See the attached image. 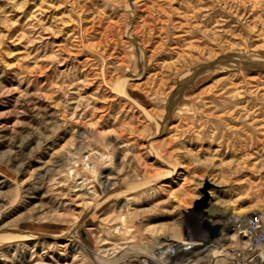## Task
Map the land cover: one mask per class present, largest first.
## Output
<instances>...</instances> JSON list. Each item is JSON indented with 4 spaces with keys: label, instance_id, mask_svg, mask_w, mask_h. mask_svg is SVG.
Wrapping results in <instances>:
<instances>
[{
    "label": "rangeland",
    "instance_id": "1",
    "mask_svg": "<svg viewBox=\"0 0 264 264\" xmlns=\"http://www.w3.org/2000/svg\"><path fill=\"white\" fill-rule=\"evenodd\" d=\"M259 214L264 0H0V264H238Z\"/></svg>",
    "mask_w": 264,
    "mask_h": 264
},
{
    "label": "bare ground",
    "instance_id": "2",
    "mask_svg": "<svg viewBox=\"0 0 264 264\" xmlns=\"http://www.w3.org/2000/svg\"><path fill=\"white\" fill-rule=\"evenodd\" d=\"M70 159V158H69ZM79 184H78V190H85V187H84V185L82 184V182L81 181H79L78 182ZM77 186V185H76ZM200 202V201H199ZM202 202V201H201ZM206 204V203H205ZM211 204V203H210ZM214 204V203H213ZM213 204L212 205H210V208H209V212L211 213V214H222V215H224V216H227L228 217V215L230 216V214H231V217H233L234 218V212L233 211H230V209H228V208H219V207H216V206H213ZM200 205V204H199ZM198 206V205H197ZM196 208V207H195ZM208 208V207H207ZM207 210V209H206ZM206 212V211H205ZM257 214V213H256ZM262 214V213H261ZM241 216V215H240ZM237 217V216H236ZM240 218V217H239ZM204 219V218H203ZM261 219H264V216L263 215H253V216H249V217H244V218H242L241 217V219H238V220H236V221H234V225L233 226H235V223L238 221V223L240 222L241 223V228L243 227L245 230H248L249 229V225H250V223L252 222V221H257V220H261ZM245 220H247V221H245ZM119 226V225H118ZM156 227V226H155ZM236 227V226H235ZM234 227V228H235ZM233 229V228H232ZM118 230V229H117ZM234 231H235V229H234ZM249 231V230H248ZM156 234V233H155ZM169 234V233H168ZM149 235H151V234H149ZM173 235V234H172ZM172 235H169V236H172ZM154 236V235H153ZM161 236V235H160ZM159 236V237H160ZM175 236V235H174ZM234 236L235 237H238V235H237V233L236 234H234ZM73 237V236H72ZM157 237V236H156ZM156 237H154V238H156ZM168 237V236H167ZM185 238H183L184 240L183 241H179L177 238H175L174 240L172 239V240H170L168 243L166 242V248H168V249H166V251L167 250H169V251H171V252H173V251H175V250H177L178 248H184V249H188V250H190V249H192L193 247H196L198 244V242L196 243H194V240L191 238V236H190V234L188 233V234H186L185 236H184ZM92 238V237H91ZM153 237H152V240L154 239ZM158 238V237H157ZM156 238V239H157ZM164 238V237H163ZM200 238V237H199ZM202 238V237H201ZM76 239V238H75ZM170 239V238H169ZM150 240V239H149ZM244 243H245V246H243V248L242 249H245L247 246H248V242H249V240H245V241H243ZM142 243V242H141ZM153 243V242H152ZM148 244V245H147ZM154 244H156V242L154 243ZM163 244V243H162ZM199 244H201V243H199ZM124 245V244H123ZM125 245H127V244H125ZM119 246H121V245H119ZM118 246V247H119ZM163 246V245H162ZM162 246H157V245H152V244H150V243H142V245H140V249H142L144 252H146V255H141V256H138V255H135V258H138V259H141L140 260V262H139V264H169L168 262H169V260H167L166 258H165V253H166V251H161V252H154V251H159V250H161V247ZM76 248H77V246H75ZM106 247V246H105ZM113 247V246H112ZM117 247V248H118ZM123 247V246H122ZM122 247H120V248H122ZM125 247V246H124ZM123 247V248H124ZM149 247V249H147ZM102 248H104V247H102ZM101 248V249H102ZM108 248H110V247H108ZM108 248H107V250H108ZM130 248V247H129ZM112 249V248H111ZM110 249V250H111ZM125 249V248H124ZM131 250H133V249H139V246H134V247H131L130 248ZM129 249V250H130ZM260 254H259V256L258 257H256V258H252V260H250L249 258H243V260H242V263L241 264H256L257 263V261H258V263H260V264H264V243H261V245H260ZM114 250H115V248H114ZM113 249H112V252L114 251ZM146 250V251H145ZM235 250H238V251H240L238 248H233L232 250H231V252L230 253H232L233 251H235ZM100 251H102L101 253H103L104 251L103 250H100ZM109 251V250H108ZM118 252H116V253H118L116 256H117V258L119 257V255L121 256V253L119 254V251L121 252L122 250H120V249H118L117 250ZM138 251V250H137ZM204 251V250H203ZM74 252V251H73ZM72 252V253H73ZM111 252V251H110ZM122 252H124V251H122ZM153 252H154V254H153ZM162 252H164V253H162ZM98 253V252H97ZM142 254H144L143 252H141ZM194 253V252H193ZM215 253V252H214ZM218 255H223V257H228L229 255L228 254H226V252H224L223 250L222 251H218V252H216ZM95 254V253H94ZM105 254V253H104ZM110 254V253H109ZM113 254V253H112ZM152 254V255H151ZM174 254V253H173ZM196 254V253H195ZM98 255V254H97ZM97 255H95V258L97 259V264H110V263H112L113 262V264L115 263L116 264V262L118 261H120V260H118V259H116V260H113V261H109L108 259H106V258H103L101 255L99 256H97ZM108 255V254H107ZM127 255V254H126ZM217 255V256H218ZM109 256V255H108ZM132 256V255H131ZM215 256V255H214ZM75 257V256H74ZM106 257V256H105ZM120 258H122V261H123V257H120ZM170 258H171V256H170ZM173 258V257H172ZM75 259H76V257H75ZM234 259V258H233ZM177 260H179V259H177ZM57 261V260H56ZM73 261H74V258H73ZM72 261V262H73ZM116 261V262H115ZM138 261V260H137ZM234 261H235V259H234ZM236 262V261H235ZM137 263V262H136ZM186 264H187V262H185ZM238 263V262H237ZM56 264H58V263H56ZM64 264V263H63ZM122 264V263H121ZM128 264V263H127ZM173 264H174V262H173ZM175 264H176V262H175Z\"/></svg>",
    "mask_w": 264,
    "mask_h": 264
},
{
    "label": "built area",
    "instance_id": "3",
    "mask_svg": "<svg viewBox=\"0 0 264 264\" xmlns=\"http://www.w3.org/2000/svg\"><path fill=\"white\" fill-rule=\"evenodd\" d=\"M247 221V220H245ZM236 226V227H235ZM235 231L238 237L242 239L249 240L248 246L245 249H241L240 251L235 250L232 252L233 258L236 260L238 264L242 263L243 258H256L260 254V245L264 243V219L252 221L249 225V231L245 230L243 227L241 228V223L238 221L235 223ZM256 264H260L257 263Z\"/></svg>",
    "mask_w": 264,
    "mask_h": 264
},
{
    "label": "water",
    "instance_id": "4",
    "mask_svg": "<svg viewBox=\"0 0 264 264\" xmlns=\"http://www.w3.org/2000/svg\"><path fill=\"white\" fill-rule=\"evenodd\" d=\"M208 186H209L208 184H205V186L201 189V192L204 195V199L203 200H205L207 198V196H208V193H207Z\"/></svg>",
    "mask_w": 264,
    "mask_h": 264
}]
</instances>
